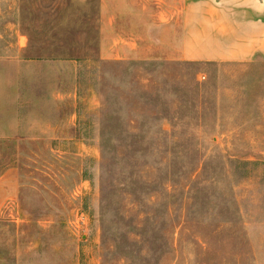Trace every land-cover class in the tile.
Masks as SVG:
<instances>
[{
	"label": "rangeland",
	"instance_id": "374dc122",
	"mask_svg": "<svg viewBox=\"0 0 264 264\" xmlns=\"http://www.w3.org/2000/svg\"><path fill=\"white\" fill-rule=\"evenodd\" d=\"M148 6L131 54L101 0H0V264H264V58L167 60Z\"/></svg>",
	"mask_w": 264,
	"mask_h": 264
},
{
	"label": "crops",
	"instance_id": "0c3cea01",
	"mask_svg": "<svg viewBox=\"0 0 264 264\" xmlns=\"http://www.w3.org/2000/svg\"><path fill=\"white\" fill-rule=\"evenodd\" d=\"M154 3L157 22L147 42L150 49L167 52V60L243 65L264 58V0H101L118 51L139 54L143 38L138 30H122L121 22L127 17L137 23ZM108 25L103 24V33ZM18 194L16 178L0 175V219Z\"/></svg>",
	"mask_w": 264,
	"mask_h": 264
}]
</instances>
